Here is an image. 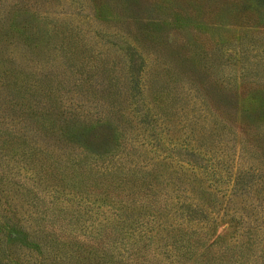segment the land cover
Returning <instances> with one entry per match:
<instances>
[{"label":"trees","instance_id":"16d2710c","mask_svg":"<svg viewBox=\"0 0 264 264\" xmlns=\"http://www.w3.org/2000/svg\"><path fill=\"white\" fill-rule=\"evenodd\" d=\"M20 1L0 8V264H264V87L232 90L203 36L225 39L143 15L162 1L54 22ZM115 16L139 25L94 23Z\"/></svg>","mask_w":264,"mask_h":264},{"label":"rangeland","instance_id":"374dc122","mask_svg":"<svg viewBox=\"0 0 264 264\" xmlns=\"http://www.w3.org/2000/svg\"><path fill=\"white\" fill-rule=\"evenodd\" d=\"M13 0H0L1 5L8 7ZM70 0H26L22 3L29 11L37 14L46 11L44 16L48 22L64 21L68 18L66 13L59 12L67 9V4L62 7V2L68 3ZM75 1V0H73ZM146 4H152L154 1L163 2L169 8H164L162 12L151 10L142 12L143 15L161 16V18L172 19L174 16H187L192 19L201 20L200 28L215 34V38H224L225 43L220 46L214 45L210 39H205L207 49L212 51V55L217 60L225 63L224 71L226 75L236 74V78L230 82L232 90H245L251 85L264 87V12L263 7L255 6V0H144ZM264 1V0H261ZM19 0V4H20ZM89 5L87 9L94 12L92 0H85ZM21 5V4H20ZM72 5V4H70ZM69 5V8H70ZM227 5L226 8H222ZM160 9V8H159ZM264 11V10H263ZM42 15V14H39ZM41 17V16H40ZM221 17L225 22H214ZM57 18V19H56ZM227 20V21H226ZM75 23V20H72ZM142 25H146L143 23ZM94 23L99 25H117L120 27H132L135 23H125L116 16L114 18L94 19ZM241 23V24H240ZM68 24V23H67ZM139 24L136 23L135 26ZM151 28H158V23L149 25ZM159 26L162 31H172L177 28L175 22H162ZM179 42L180 46L187 44V39L182 34H176L173 41ZM172 41V42H173ZM223 43V42H222ZM192 44V42H191ZM184 46V47H185ZM192 47V45H188ZM182 47L181 49H183ZM197 50V49H196ZM116 59V55H112ZM233 77L231 78V80ZM251 87H249L250 89Z\"/></svg>","mask_w":264,"mask_h":264}]
</instances>
